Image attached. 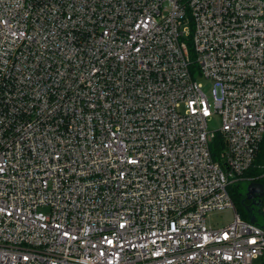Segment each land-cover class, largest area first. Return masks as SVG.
Returning <instances> with one entry per match:
<instances>
[{"label": "built area", "instance_id": "2783aa9c", "mask_svg": "<svg viewBox=\"0 0 264 264\" xmlns=\"http://www.w3.org/2000/svg\"><path fill=\"white\" fill-rule=\"evenodd\" d=\"M263 139L264 0H0V264H263Z\"/></svg>", "mask_w": 264, "mask_h": 264}, {"label": "trees", "instance_id": "16d2710c", "mask_svg": "<svg viewBox=\"0 0 264 264\" xmlns=\"http://www.w3.org/2000/svg\"><path fill=\"white\" fill-rule=\"evenodd\" d=\"M224 147H225V144L222 139V136L217 135L215 140L210 146L211 153H212L214 160H217V161L220 160V155H221V152L224 150ZM261 174H264V139L261 143L260 150H259L257 159L255 161V165L253 169H251L247 173V175L249 176H259ZM258 181L261 183H264V178ZM243 188L244 186L241 185L239 190L235 193V203L238 206L239 213L241 214L243 219L246 220L247 222H250V223L255 222L256 224H258V221L255 220L254 213L250 209L245 208L249 206L250 202H245L243 204L241 201L240 192L242 191ZM263 216H264V212H263Z\"/></svg>", "mask_w": 264, "mask_h": 264}, {"label": "water", "instance_id": "95a60500", "mask_svg": "<svg viewBox=\"0 0 264 264\" xmlns=\"http://www.w3.org/2000/svg\"><path fill=\"white\" fill-rule=\"evenodd\" d=\"M244 188L240 192L241 201L251 202L246 209H250L258 224L251 222V224L264 229V216H263V199H264V184L250 182L243 184ZM264 264V263H263Z\"/></svg>", "mask_w": 264, "mask_h": 264}, {"label": "rangeland", "instance_id": "374dc122", "mask_svg": "<svg viewBox=\"0 0 264 264\" xmlns=\"http://www.w3.org/2000/svg\"><path fill=\"white\" fill-rule=\"evenodd\" d=\"M197 80H199L200 83L203 84L206 93H209L210 88L212 86L211 83L200 78H197ZM220 128L221 119L217 115H214L209 121V131L217 132L218 130H220ZM210 219L211 222L217 227L226 226L232 222V213L231 211L215 212L211 215ZM259 262L260 261H257L256 263L258 264Z\"/></svg>", "mask_w": 264, "mask_h": 264}, {"label": "flooded vegetation", "instance_id": "af4514ba", "mask_svg": "<svg viewBox=\"0 0 264 264\" xmlns=\"http://www.w3.org/2000/svg\"><path fill=\"white\" fill-rule=\"evenodd\" d=\"M250 202V201H249ZM251 203V202H250Z\"/></svg>", "mask_w": 264, "mask_h": 264}]
</instances>
